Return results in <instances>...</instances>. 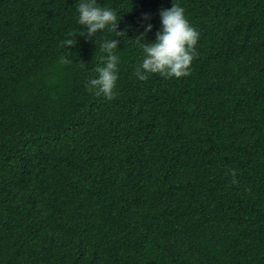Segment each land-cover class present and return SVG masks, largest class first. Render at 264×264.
I'll return each instance as SVG.
<instances>
[{
  "label": "trees",
  "instance_id": "16d2710c",
  "mask_svg": "<svg viewBox=\"0 0 264 264\" xmlns=\"http://www.w3.org/2000/svg\"><path fill=\"white\" fill-rule=\"evenodd\" d=\"M97 2L126 32L111 100L86 84L114 30L0 0V264H264V0H178L198 55L145 81L174 0Z\"/></svg>",
  "mask_w": 264,
  "mask_h": 264
},
{
  "label": "clouds",
  "instance_id": "9594fccd",
  "mask_svg": "<svg viewBox=\"0 0 264 264\" xmlns=\"http://www.w3.org/2000/svg\"><path fill=\"white\" fill-rule=\"evenodd\" d=\"M77 23L83 26L84 34L91 39L100 31H115V38L104 39L99 44L103 53L101 63L95 66L96 76L87 81V88L96 96L111 100L115 95L116 83L119 78L118 65L120 57L116 53L121 43L117 37H125L126 32L119 30L121 18L114 8L98 4L97 0H79ZM161 28L156 32L155 40L143 42V58L134 69L135 77L145 81L151 74L162 77H182L189 74L193 59L198 55L196 45L199 32L190 24L185 15L184 8L178 0H174L170 8H163L159 12ZM144 31L137 38L145 37L153 29L149 14L143 16ZM76 33L68 32L63 45L68 47L76 43L71 39ZM62 63H69L61 57ZM235 178V173L233 172ZM235 182V179H234Z\"/></svg>",
  "mask_w": 264,
  "mask_h": 264
}]
</instances>
